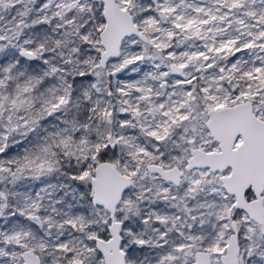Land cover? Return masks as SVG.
I'll return each mask as SVG.
<instances>
[{"label":"snow or ice","instance_id":"1","mask_svg":"<svg viewBox=\"0 0 264 264\" xmlns=\"http://www.w3.org/2000/svg\"><path fill=\"white\" fill-rule=\"evenodd\" d=\"M0 264H264V0H0Z\"/></svg>","mask_w":264,"mask_h":264}]
</instances>
